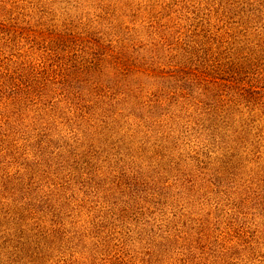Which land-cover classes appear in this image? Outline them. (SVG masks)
I'll list each match as a JSON object with an SVG mask.
<instances>
[{
    "label": "trees",
    "instance_id": "16d2710c",
    "mask_svg": "<svg viewBox=\"0 0 264 264\" xmlns=\"http://www.w3.org/2000/svg\"><path fill=\"white\" fill-rule=\"evenodd\" d=\"M16 1L0 0V264H264V145L235 119L264 105V0H97V32ZM137 13L159 14L150 52ZM151 91L176 126L138 116Z\"/></svg>",
    "mask_w": 264,
    "mask_h": 264
},
{
    "label": "rangeland",
    "instance_id": "374dc122",
    "mask_svg": "<svg viewBox=\"0 0 264 264\" xmlns=\"http://www.w3.org/2000/svg\"><path fill=\"white\" fill-rule=\"evenodd\" d=\"M18 1H20V2L18 3L16 1L15 2L16 4L14 5V7L11 8V10H10L11 14L14 13V14L18 15V12L21 11L20 9L18 10L15 7H22L25 10H28V9L32 8V9H34V13L39 12V14H41L40 19H46L47 21H45V22L47 24H49V25L54 24V25H56V27H58V26H61V27L67 26L68 28L77 27V28H79L81 30H87V29L93 28L95 30V32H97V29H98L97 28V0H52L51 2L50 1L46 2L45 10L41 9L42 11H40L39 8L34 7V5H32V4H34L33 2L36 1V0H25V1H28V3H25V1L21 2V0H18ZM133 1H135V3H137L140 0H133ZM57 3H58V8L55 10L54 5L57 4ZM136 7H137V10H141L142 9V13L146 12V11H148L150 9L148 5H141L139 3H137L135 5V8ZM160 14H161V20L160 21H162L163 18L167 17V14H165L164 11H162ZM145 15H146V13H145ZM148 16H149L148 18L144 19L145 18L144 15H142L141 13H137V14H135L133 16L132 20H130V18H129V21H131L130 24L133 27L132 28L133 29V33L137 34V33H139V31H141V33H142L141 24H145V21H143V20L148 21V19L154 18V17H156V19L160 18L159 14H155V13L153 15H148ZM150 16H152V17H150ZM48 19H50V20H48ZM141 21L143 23H141ZM33 24H35V23H33ZM33 26H36V24L33 25ZM163 26H165V25H161L160 26L158 22L155 23L153 26L150 25L151 28L152 27L153 28H159V27L164 28ZM168 26H170V25H168ZM143 33L142 34L144 36V41H145V44H146L145 51H149L150 52L152 46H154V45H156L158 43H157V41L154 42V37L155 36H153V34L150 31L144 29ZM173 34H175V32ZM263 34H264V31H263ZM39 35H41V34H39ZM46 37H48V36L44 35L45 39H46ZM159 40L162 41V39H160V38H159ZM39 42L41 43V39L39 40ZM164 43L171 47L169 50L175 49L174 40L169 39V40H167ZM262 47H264V46H262ZM151 53H153V52L151 51ZM261 56L264 59V52L262 53ZM263 65H264V61H263ZM143 80L145 81V83L148 86H151V82H150L149 79L143 78ZM201 88H203V87H201ZM95 89L96 88H94V90ZM195 94L198 96L201 93H200V91L198 89H195ZM154 95H155V91H151V93H149L148 96H144V95L140 96L141 100L145 101V105H142V104L140 105L139 104V105L136 106V108H135L136 109V113L139 112L138 116H140L141 118H147V119H151V118L156 119V117H157L158 119H161L164 122V125H166V127H168L169 125L176 126L175 125L176 121L175 122L174 121L170 122V121H168L169 119L166 118L167 116L170 115V113L168 111H166V109L163 108L162 110L157 112L154 108L151 107L150 103L154 102L155 99L157 98L156 96L154 97ZM91 97L92 96H88L87 100H90ZM93 97H94L93 99H95L97 101V91H95V95ZM175 98L176 99L174 101H172V99H171V101H170L171 103H169V105L172 108L174 106L173 103L176 102V101H177L176 106L184 105V107L187 108L190 104L194 105L193 103H188L185 99H183L181 97H175ZM259 100L260 101L257 102L258 104L255 102V104L253 106L251 105L250 109L245 111V114L239 116L240 113L236 112L235 119H236L237 122H239L241 124H244V123L245 124L246 123L247 124L248 123L249 124H253V123L256 122L257 125H258L257 126L258 129L256 130L255 135H259V134L262 135L261 138H259L258 141H260L261 145H264V105H263V107H259L260 106L259 102H262L261 101L262 99H259ZM201 101H203V99H201ZM209 101H211V100H209ZM209 101H208V104L211 103ZM80 103L86 105V107L88 106V104L85 103L84 101H82ZM96 105H97V103H96ZM197 105H199V102H197ZM203 105L205 107H207L205 104H203ZM173 110H174L175 114L177 115L176 119L180 118L179 122L181 124L191 123L190 121L185 120L186 119L185 115H182V118H181V116L177 112V108H174ZM207 113L209 114V112H207ZM80 114H82V113H80ZM207 116L208 115H206L205 117H201V114L198 113V116L196 118H194V119H197V120H199L200 118L201 119H206ZM90 121L94 122L93 125H92L93 126L92 128L90 126V123H91ZM81 125H82V133H80L81 136L85 137V138L87 137L88 139H90V138L94 139V143H95L96 146L101 141H103V142L106 141L105 139H101L100 141L97 140V126H98L97 119L93 120V117L91 115L89 116V118L84 119L81 122ZM127 127L128 126H126L125 129L120 132V133H123V135L126 138H128ZM152 129H153V127H152ZM255 129H256V125H255ZM236 130H238V129L230 128V130H229L230 134L229 135H231V136L234 135ZM156 131H157V129H156ZM238 132H240V134H241V138L240 139H247V140L251 139V135H250V133L248 131L242 130V131H238ZM93 133H95V135H93ZM251 133H253V132H251ZM155 135H156L155 132H152V135H150V136L155 137ZM193 135H196V134H193ZM235 137H236V135H235ZM181 139H183V138L181 137ZM230 139L234 140V136H232ZM230 139H228L230 147H232L233 144H235V146H236V143H233ZM97 141H98V143H97ZM241 146H242V144L239 143V149L240 150H241ZM241 153H243V150H241ZM260 185H263V183H261Z\"/></svg>",
    "mask_w": 264,
    "mask_h": 264
}]
</instances>
